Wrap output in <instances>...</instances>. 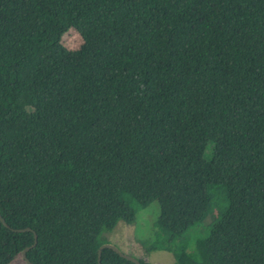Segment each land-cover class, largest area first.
Segmentation results:
<instances>
[{
	"label": "trees",
	"instance_id": "trees-1",
	"mask_svg": "<svg viewBox=\"0 0 264 264\" xmlns=\"http://www.w3.org/2000/svg\"><path fill=\"white\" fill-rule=\"evenodd\" d=\"M154 200L141 264H264V0H0V264H98Z\"/></svg>",
	"mask_w": 264,
	"mask_h": 264
},
{
	"label": "rangeland",
	"instance_id": "rangeland-1",
	"mask_svg": "<svg viewBox=\"0 0 264 264\" xmlns=\"http://www.w3.org/2000/svg\"><path fill=\"white\" fill-rule=\"evenodd\" d=\"M62 45L67 49H77L82 43L81 35L69 28L61 38ZM160 214L157 201H152L148 206L141 207L131 224L118 222L114 230L107 233V240L116 245L122 252L134 255L137 258L145 255V247L157 239L158 228L156 221ZM197 226L190 232L191 237L201 232L204 225ZM148 260L151 264H173V254L165 250L150 252ZM11 264H27L21 255H18Z\"/></svg>",
	"mask_w": 264,
	"mask_h": 264
},
{
	"label": "water",
	"instance_id": "water-1",
	"mask_svg": "<svg viewBox=\"0 0 264 264\" xmlns=\"http://www.w3.org/2000/svg\"><path fill=\"white\" fill-rule=\"evenodd\" d=\"M0 221L6 226L9 227L8 223L6 222V220L4 219V217L2 216V214L0 213ZM15 231L18 232H23V231H32V229L30 227H25V228H18V229H14ZM37 243V234L34 232V243L31 246H27L23 249L21 256L22 258L25 260V262L27 264H33L26 256L27 251L31 248L34 247ZM104 248H110L113 249L114 251H116L118 254H120L122 257L133 261L136 264H141V262L139 261L138 258L130 255L129 253H125L122 252L116 245H114L113 243H104L102 244L99 249H98V264H101V254H102V250Z\"/></svg>",
	"mask_w": 264,
	"mask_h": 264
}]
</instances>
